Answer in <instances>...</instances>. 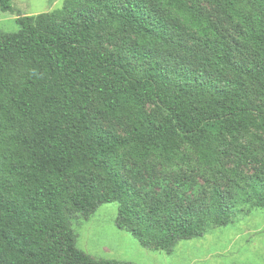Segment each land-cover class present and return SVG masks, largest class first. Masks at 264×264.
Instances as JSON below:
<instances>
[{
	"label": "trees",
	"instance_id": "obj_1",
	"mask_svg": "<svg viewBox=\"0 0 264 264\" xmlns=\"http://www.w3.org/2000/svg\"><path fill=\"white\" fill-rule=\"evenodd\" d=\"M209 1L236 44L194 0H80L61 17L17 14L18 30L0 35V264H119L79 250L67 223L105 202L161 249L229 224L237 196L264 208V0ZM185 27L200 51L181 43ZM180 164L204 184L188 202L123 175Z\"/></svg>",
	"mask_w": 264,
	"mask_h": 264
},
{
	"label": "rangeland",
	"instance_id": "obj_2",
	"mask_svg": "<svg viewBox=\"0 0 264 264\" xmlns=\"http://www.w3.org/2000/svg\"><path fill=\"white\" fill-rule=\"evenodd\" d=\"M78 1L10 0L16 11L4 12L0 9V35L18 30L17 14L34 16L53 13L61 17L63 10L76 6ZM194 1L205 16L219 24L230 42L236 44L237 34L223 12L209 0ZM179 35L182 44L192 51H200L195 29L185 27ZM167 51L178 52L181 62H192L188 53L175 46L168 47ZM249 85L250 95H253L254 87ZM147 109L157 110L154 105H147ZM98 124L113 128L119 135H124L129 128L124 119H101ZM159 169L147 171L140 168L137 177L134 175L138 169L128 166L123 175L141 192L148 191L151 197L160 196L164 189L173 191L184 202L199 196L204 184L198 174L188 176L183 164L174 167L170 173ZM241 169L246 175H252L257 171V164L251 162ZM240 189L239 194L243 192V187ZM241 196L235 200V211L229 224L205 229L199 237L176 239L167 249L144 247L129 231L121 228L117 223V202L101 203L89 214L67 212V223L75 234L76 247L96 260H115L119 264H264V208L253 206L252 200L242 199Z\"/></svg>",
	"mask_w": 264,
	"mask_h": 264
}]
</instances>
